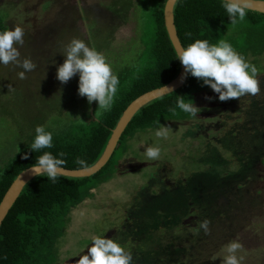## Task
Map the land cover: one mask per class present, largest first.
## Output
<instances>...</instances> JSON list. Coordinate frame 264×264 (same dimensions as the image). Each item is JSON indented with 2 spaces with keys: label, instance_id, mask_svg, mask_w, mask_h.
<instances>
[{
  "label": "rangeland",
  "instance_id": "obj_1",
  "mask_svg": "<svg viewBox=\"0 0 264 264\" xmlns=\"http://www.w3.org/2000/svg\"><path fill=\"white\" fill-rule=\"evenodd\" d=\"M156 4L0 0L5 25L25 33L24 45H14L20 58L36 64L25 79L18 76L22 68L0 64V174L32 143L38 125L52 131L88 126L92 115L103 112L98 102L78 95V75L67 84L57 79L70 41L84 40L101 52L116 75L125 67L138 71L153 35L148 15ZM246 60L253 64V57ZM258 79L257 96L221 102L210 88L193 120L161 126L166 138L155 136L158 127L140 130L125 153L118 148L113 177L73 210L58 243L59 264H76L97 235L118 241L132 264H222L231 241L242 245L236 253L240 264H264V73ZM147 146L160 147L158 159L145 157ZM205 219L209 235L199 229Z\"/></svg>",
  "mask_w": 264,
  "mask_h": 264
},
{
  "label": "trees",
  "instance_id": "obj_2",
  "mask_svg": "<svg viewBox=\"0 0 264 264\" xmlns=\"http://www.w3.org/2000/svg\"><path fill=\"white\" fill-rule=\"evenodd\" d=\"M166 2L157 0L149 12L154 31L147 44L144 64L138 71L137 68L125 67L117 74L118 94L111 110L92 115L88 126L77 123L55 131L49 128L47 130L53 133L52 148L35 153L30 152L27 145L9 160L0 174V203L14 179L23 170L34 166L44 152L64 159L62 167L67 169L92 166L103 154L128 105L140 95L168 84L178 75L181 63L165 24ZM174 19L184 48L198 39L211 44L227 41L245 59L253 57L258 73H264V65L260 62L264 58V13L250 10L245 21L233 25L222 0H177ZM5 21L0 17V32L9 30ZM201 84L189 75L181 88L143 106L127 125L108 163L94 175L80 178L59 175L56 182L44 176L33 178L0 227V264H59L58 243L65 235L73 210L87 198H92L93 190L113 177L120 165L117 149L123 146L120 152L125 153L128 140L140 130L161 127L169 121L187 123L193 120L194 117L176 106V101L183 96L186 102L191 100L198 106L203 92L210 89ZM32 137L34 139L35 132ZM29 152L25 159L24 154ZM59 153H64V156L59 157ZM78 159L86 161V166L78 165Z\"/></svg>",
  "mask_w": 264,
  "mask_h": 264
},
{
  "label": "clouds",
  "instance_id": "obj_3",
  "mask_svg": "<svg viewBox=\"0 0 264 264\" xmlns=\"http://www.w3.org/2000/svg\"><path fill=\"white\" fill-rule=\"evenodd\" d=\"M222 6L230 17L231 24L234 25L245 21L252 9V0H222ZM24 35L20 27L0 32V64L7 66L12 63L22 68L23 71L18 73L20 79H25L26 73L36 68V64L30 58H20L21 53L16 46L24 45ZM188 35L191 36V33ZM61 54L65 60L57 69V79L62 84H67L78 75V95L86 97L89 104L98 102L99 110L110 111L118 92L119 78L106 57L81 39L71 40ZM176 56L184 67L181 80L189 75L197 78L202 82L201 86H208L218 94L221 102L240 100L241 97L257 96L261 93L259 70L236 52L227 41L221 40L211 44L207 40L198 39L187 47L178 49ZM176 106L191 117L198 115L199 108L191 100L186 102L183 96L177 98ZM155 136L166 138V126L158 127ZM53 146V133L38 125L35 128V137L28 145L30 152L36 153ZM30 152L24 154L25 159L29 157ZM160 154L161 149L158 146H147L144 151L148 160H156ZM63 156L64 153H59V157ZM64 163V159L54 156L51 152H44L31 171L36 176H44L56 182ZM76 163L81 167L86 166V161L81 159ZM209 225L210 221L205 219L200 222L199 229L203 230L205 235H209ZM241 247L237 241L229 242L226 246L229 255L223 259L222 264H240V258L236 253ZM132 261L131 253L118 241L97 235L92 238L86 253L76 260V264H132Z\"/></svg>",
  "mask_w": 264,
  "mask_h": 264
},
{
  "label": "water",
  "instance_id": "obj_4",
  "mask_svg": "<svg viewBox=\"0 0 264 264\" xmlns=\"http://www.w3.org/2000/svg\"><path fill=\"white\" fill-rule=\"evenodd\" d=\"M177 0H167L165 9H164V17H165V24L170 36V39L175 47V50L184 48L175 25L174 19V8ZM251 11H256L259 13H264V0H252V9ZM184 74V67L181 65L180 71L178 75L170 81L168 84L148 91L138 98L133 100L128 107L124 110L123 114L121 115L116 127L114 128L112 135L107 143V146L101 155V157L94 163L92 166L80 168V169H67L62 167L60 174L62 176L67 177H89L97 173L101 170L110 160L112 157L118 142L125 131L127 125L130 123L134 115L145 105L149 102L167 95L179 88H181L184 83L186 82L187 78L183 81L181 80L182 75ZM188 77V76H187ZM34 166H31L25 170H23L12 182L10 187L8 188L7 192L5 193L1 203H0V227L6 218L7 214L9 213L11 207L23 191L24 187L36 177L33 174L31 169Z\"/></svg>",
  "mask_w": 264,
  "mask_h": 264
}]
</instances>
